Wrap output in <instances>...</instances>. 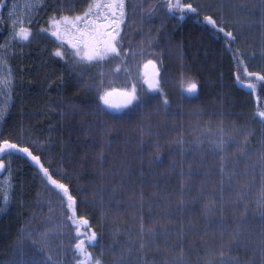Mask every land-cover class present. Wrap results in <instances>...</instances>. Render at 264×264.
I'll use <instances>...</instances> for the list:
<instances>
[{"label": "trees", "instance_id": "trees-1", "mask_svg": "<svg viewBox=\"0 0 264 264\" xmlns=\"http://www.w3.org/2000/svg\"><path fill=\"white\" fill-rule=\"evenodd\" d=\"M10 1L0 0L2 12ZM96 1L47 0L11 62L1 142L27 148L67 186L77 223L20 151L0 264H79L80 239L100 264H264V0H180L197 9L184 19L168 10L176 0H124L120 55L78 63L51 24ZM149 61L159 67L156 92L143 82ZM133 87L126 110L103 105L105 93Z\"/></svg>", "mask_w": 264, "mask_h": 264}, {"label": "rangeland", "instance_id": "rangeland-1", "mask_svg": "<svg viewBox=\"0 0 264 264\" xmlns=\"http://www.w3.org/2000/svg\"><path fill=\"white\" fill-rule=\"evenodd\" d=\"M45 3L46 0H11L5 12V21L7 23L8 32L0 41V147H4L1 142L2 130L14 105L15 77L11 62L21 52L25 42L30 40L32 26H34L39 19V14L44 8ZM97 3L100 4L101 7H93L89 16L85 17L84 20L78 21L73 18L53 21L50 28L51 34L53 32H58V36L52 35V38L69 44L75 52L78 50L82 51L85 43L94 45L97 49H103L106 42L115 43L117 47V33L120 32L123 17L121 18L119 16L118 9L109 10L104 7V5L113 3V0H97L95 4ZM6 7L7 5H5V8ZM112 11H116L115 17L111 15ZM187 12V9H185L183 14H179L180 18L184 19ZM105 17H108V19H105ZM113 20L117 21L119 27H117V23L112 22ZM21 28L26 29L30 33L27 40H23L16 35ZM108 33H110V35ZM112 37H115L116 39L113 41ZM146 65L142 69L143 82L149 90L156 92L159 88V68L156 64H148L147 67ZM150 84L152 85L151 88L149 87ZM108 93H111L108 97V104H105L102 100V103L106 108L110 106V99L114 95L124 94L129 99V95L126 94H131L132 92L114 90ZM133 102L134 100H132L130 104H127V107H129ZM260 118L264 120V117ZM19 152L20 151H15L17 154H20ZM12 153L13 150H7L4 153H0V164H3L4 166L3 168H0V219L5 215L12 200L13 185L10 171V161L14 156ZM24 157L28 158L34 165H37L43 173L39 163L34 161L32 156L24 153ZM57 191L59 192V190ZM64 198L67 200L66 197ZM82 221L83 220H79L78 223L82 225ZM83 259L84 257L81 256L79 264H81Z\"/></svg>", "mask_w": 264, "mask_h": 264}, {"label": "snow or ice", "instance_id": "snow-or-ice-1", "mask_svg": "<svg viewBox=\"0 0 264 264\" xmlns=\"http://www.w3.org/2000/svg\"><path fill=\"white\" fill-rule=\"evenodd\" d=\"M0 7H3V4H0ZM93 7L100 8L101 5L98 3L94 4V5H89V9H88V11H86L84 13V17H76L75 19L78 21L84 20L85 17L89 16ZM104 7L108 8L109 10L118 9L119 10V16L121 18L124 16V12H123L124 0H113V3L104 5ZM167 7H168L169 11H172L174 9H179L182 14L185 11V9H187L188 12H192V13L197 12V9L192 7L191 3H188L186 5L181 4L180 0H176L175 3H169L167 5ZM111 15L113 17H115L116 11H112ZM65 19H67V18H65ZM105 19H108V17H105ZM204 20L207 24L211 25L214 30H218L220 33H224V36L226 38H231L232 40L235 39V37L232 35L231 32L225 33L223 27L218 28L216 21L211 16H205ZM87 22H90V21H87ZM112 22L117 23L116 20H113ZM14 27H15V25H14ZM117 27H119L118 23H117ZM108 34L110 35V33H108ZM16 35H18L23 40H27L29 38L30 33L26 29L21 28L20 31L18 33H16ZM52 35L58 36V32H53ZM117 35H118V33H117ZM115 39H116L115 37H112L113 41ZM54 54L56 56H62L63 55V53L59 50L56 51ZM74 55L79 56L80 60L78 61V63H82V62H92V61L103 60L106 56H109V55L119 56L120 53H119L115 43L106 42L103 49H97L94 45H90L88 43H85L83 50L82 51L81 50L76 51L74 53ZM151 63L152 62L149 61V64H151ZM146 67H147V65H146ZM249 75H254V74L249 73ZM259 79L261 81H264V76H260ZM149 87L151 88L152 85L150 84ZM247 87H249L251 89V88H254L255 85L249 84V85H247ZM196 89H197L196 83L190 82V83H188L186 90L189 93H194L196 91ZM110 95H111V93H105V95L101 97V99L104 101L105 104H108V102H109L108 97ZM126 95H129V99H128L127 103L130 104L132 102V100H134L136 98L135 97V87H133L131 94H126ZM165 103H167V101H165ZM259 116L264 117V112H260ZM5 147L7 149H16V145L7 144V142H5ZM5 147H0V153L5 152ZM19 151L27 153L29 156H31V153L28 152L27 148L19 149ZM32 159L34 161H36L37 163H39V157L32 156ZM3 167H4L3 164H0V168H3ZM40 167L43 170L44 176L54 186V189L59 190L58 195L62 193V199L64 197L67 198V208L71 209L73 212L72 216H68V220H71L73 224H76L77 221L74 218V213H75V199H74V197L70 195L68 188L65 184L60 183L58 180L52 178V176L49 173L47 168H43V165H40ZM82 223L84 225H87L88 222L86 220H83ZM76 231L78 233V236L82 235L79 233V227H77ZM42 235H46V234H42ZM95 238H96L95 233H91V235L87 236V240L89 242V245H91L92 242L95 241ZM75 249L77 250V252L80 256L84 257V259L81 261V264H100V261L98 259L93 261L91 254L87 252V250L85 248V240L84 239H80L79 242L75 244Z\"/></svg>", "mask_w": 264, "mask_h": 264}, {"label": "water", "instance_id": "water-1", "mask_svg": "<svg viewBox=\"0 0 264 264\" xmlns=\"http://www.w3.org/2000/svg\"><path fill=\"white\" fill-rule=\"evenodd\" d=\"M111 102L113 109H121L123 107L124 98L121 95H114L111 98Z\"/></svg>", "mask_w": 264, "mask_h": 264}, {"label": "bare ground", "instance_id": "bare-ground-1", "mask_svg": "<svg viewBox=\"0 0 264 264\" xmlns=\"http://www.w3.org/2000/svg\"><path fill=\"white\" fill-rule=\"evenodd\" d=\"M111 103H112V102H111V99H110V104H109V105H111Z\"/></svg>", "mask_w": 264, "mask_h": 264}]
</instances>
